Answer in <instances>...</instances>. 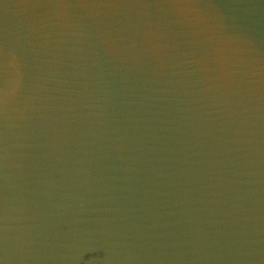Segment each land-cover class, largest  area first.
<instances>
[{"label": "water", "instance_id": "obj_1", "mask_svg": "<svg viewBox=\"0 0 264 264\" xmlns=\"http://www.w3.org/2000/svg\"><path fill=\"white\" fill-rule=\"evenodd\" d=\"M0 264H264V0H0Z\"/></svg>", "mask_w": 264, "mask_h": 264}]
</instances>
